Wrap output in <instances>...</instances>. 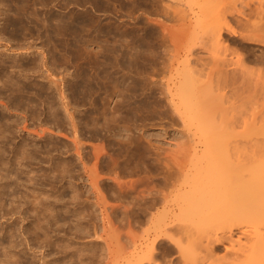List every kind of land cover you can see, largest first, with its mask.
Instances as JSON below:
<instances>
[{"label":"rangeland","instance_id":"374dc122","mask_svg":"<svg viewBox=\"0 0 264 264\" xmlns=\"http://www.w3.org/2000/svg\"><path fill=\"white\" fill-rule=\"evenodd\" d=\"M2 1L3 0H1V2ZM4 1L6 3L7 2L10 3L9 4L10 7L9 6L7 7L8 3L4 4L5 2L4 3L2 2L4 7L1 5L2 3L0 4V10L3 9V11L1 10V13L7 15V17H8L7 19H5L6 21L3 20L2 16H4V15H2L0 13V19H1L0 20V30L3 29V30H1V34L3 33L2 35H4V38H7L8 35H14V36L8 37L9 42H8V40L5 41L3 39H0V49L2 50L3 44H6V43H9L11 45L12 43L16 42L17 46H19L20 42H22V44H20V46H23L24 44L28 43V41H29L31 44L30 53L25 54V56L23 55L21 57H25L26 58V59L24 58L25 60H27L28 58L29 59H35V60H37L38 58H41L42 60L47 61L48 57L50 58V60L52 62L54 60L56 66H53L54 65V62H53V65L51 67H54V68L58 67V69L60 71L59 75L65 74L64 77L66 78V80L64 81L65 86H63V90L67 94H70L73 96L76 95L75 94L76 91H78L77 93H79V96L85 95V97L82 96L83 98L81 97V99H83L86 102L82 101V103H83L82 106L80 105L76 108V111L74 113L75 117L78 115L76 118H80V119L82 118L81 121H84V120L90 118L92 116V114L94 113L93 115L96 117V120H98L97 124H100V125L91 126V127L88 125H82L81 129H80V126L78 125L77 129L78 130L80 129V131H78V132H82V131L86 132V133L84 132V134H82L83 136L78 135V136L83 137L85 139L80 138V137H78V138H80V141L84 143V144H82L83 147H85V145H86L87 148L86 147L85 148L87 149V151L85 150V148L81 149L84 154L81 151H79V158L77 157V159H76V157H75V156H77L76 152L74 153V150L73 149L71 150L72 154H71L70 159H68V161H67V163H68L67 165L69 168L72 166L71 167L72 171L71 170L70 171L72 172V174L73 173L74 174L71 175L70 174L71 172L69 171L70 173H65L68 175L63 174L64 175L63 177L58 176L57 181L54 185V187L55 186L56 187L52 188V186H51V188H52L51 190H54V189L56 190L57 187L59 189H61V190H59L60 191V197L59 198H57L55 200L53 198V196L48 195V193H50V191H49L50 189H48L49 185H47L48 187L45 185V181H43L41 179L42 181L40 180L41 182L40 181L38 182L39 187L41 186V189H44V192L46 191L45 194H47V196L44 195L46 197V199L43 198L44 192L41 193L43 197L40 195L41 196L40 198H41V200L44 201V202L42 201L43 203H46V205L49 204L48 207H52V206H50L51 205L50 200H51V202L54 203V204L52 203V205H55V201L57 202L56 207H58V205H59V208H61L63 206H67V207L70 206V209H73L72 212H71V210H70V212L68 211L69 213L64 212V211H67V209H68L67 207H66V209L64 208L65 210L62 209L63 211L59 209V212L57 215V219H58L59 223L57 222L58 226H56V228H55L56 234L54 232H53V234H51V235H53L52 239L54 238L53 239L54 242L57 238L60 239L59 241L57 239L56 243H55V245L57 246V249H55L53 247L55 245L53 244L54 242L52 240H50L51 243H48V242L46 243L45 241H42L44 244L41 242V240H38V241L35 240V242L34 241L32 243L29 242L30 243L29 245H26L27 243L24 240H21V241H19L20 245L16 246V248H17L16 254H15L16 258L13 256L12 259L13 260L17 259V260L21 261V258H22V261L25 264H27L26 262H28V264H53V263H55V264H74V262H75V264H78V263L79 264H101V262H103L102 264H112V263H115V264L121 263L122 264L124 262V259L127 257L128 253H129L128 251H132L133 250L132 248L134 246L139 247L140 245H142L141 247L144 248L143 245L145 244V242H142L141 237L143 236L145 230L149 227V222L146 218L147 217L146 215L149 212L150 207H148V210H147L146 209L147 206L144 205V203H146L148 205L149 201H147V199L150 196L152 197V195L149 194V193H151L149 191H151V189H152L153 195L155 193L157 195L158 189L161 187L159 189V190H161L163 185H165L163 182L166 178V175L168 176V174L171 173L170 176H175V172H176V174H178V172H177V166L179 164L178 160L180 162V160L182 159L181 163H182V161H184L182 163V165L186 163V161H185L186 159L183 158L184 157L183 152L187 151L189 149V147L191 146V144H190L191 142H188L189 139H188L186 127L180 123V120L178 119L176 114H174L172 109L170 107H168L169 105H167L165 103L166 100H164V96L162 94H159L160 89L158 87H160V86H159V84L156 83V81L159 83L160 81L163 80V78H165L167 76V74H168L167 68H165L166 69L165 70L164 67H167V65L170 66V63H171V66L173 65L174 68L176 67L177 69H179L180 67H182L184 64L183 63L184 58H185L184 55L189 56L190 60H192L193 63L194 62L198 63V67L200 66V63L201 64L203 63L204 66L203 65H201V66L205 67L206 64L204 62H206L207 58L209 60V58H212V57L217 56V55H221L222 57H228V58L230 57L231 59L238 56L240 59L241 58L243 59V61H241V66H243V67L246 66V68L247 67L249 68L247 70L248 71L250 70L249 73L251 72L250 74L253 77V78L251 77L252 79H258L259 78V80H260V75L263 79V77H264V61H261L260 58H261V55L264 56V43H261L259 41L258 42L257 41H254V42L253 41H251V42L247 41L246 42V41L239 40L240 38H237V39L234 38V40H233V35L229 31L233 30V28H235L236 30H240L241 28L238 26H242L243 22L245 23V21L248 23L250 21V20L248 21V19H251V21H250L251 25H253L252 23H254L255 26L253 25L252 27L253 28L255 27V29H256L254 31V33H257L258 35L262 34L263 31L260 30L262 33L258 32L257 30H259V29H257V27H260L263 24V20H264V18H263L264 12L263 11L264 10L262 9L263 11H261V12L258 11L260 13H256L257 12L256 10H260V9L255 8L256 10L253 11V9L251 7L254 8L255 3L257 4L260 2L259 4H261V2H262L263 5L261 4L260 6H262V8H264L263 7L264 6V0H260V1L259 0H235L234 2H236V3H234L233 0H204L203 1L204 5H206L208 3L209 6L206 5L208 7L206 9H204L205 12L202 11V13H201L202 16H200V18L202 19V21H201L202 23L200 25L203 26L204 22L207 23V22L211 21L214 18L213 16L218 15L217 16L218 19H223L222 17H224L223 15L225 14V17L226 16L228 17V18L226 17V19L228 20L229 26H230L229 30H224L222 32V38H221V43H220L221 45H219V46L217 45L216 48H215V46L212 47V48H214V50L212 48H208L207 45H205V47H204V45L202 43H201L202 45L200 44L201 46L199 44L192 45V43H193L192 37L200 36L199 34L202 33V30H203V33L201 34V36H204L206 33L204 31L205 29H202V28L200 29L198 27H196V28L195 27H188L190 25L187 24V23H189L188 21L190 19L192 20V15H190L191 14V8L196 9L199 4L203 5L202 1H200V0H198V1L196 0L197 2H195V5L192 4L194 2V0H190V2H189V0H181V1L180 0L179 1L178 0H82V1L79 0L80 3L78 2V0H75V1L69 0L70 3L69 4L67 3L68 4L67 9L65 8L66 6H64V9H63L62 7L64 4H62V6H61V5L57 4L56 0H51L49 2H47V0H45L46 4L48 3L47 5L45 4L44 0H36V1L33 0V2H32V0H24V1L23 0H13V2H12V0H10L11 2H9V0H7V1L4 0ZM14 1H15V3L17 1L20 2V3H18V6H17V3L15 5L12 4V3H14ZM30 1H31V3H30ZM40 1H42V2H40ZM52 1H55V2L53 3ZM205 1H207V3ZM39 2H40V4L44 3L43 6L44 5L46 6L44 8L45 9L47 8V10H48V11L46 10V15H45L46 17H44L43 14H40L38 17L36 16V14L34 15V12L38 11L37 10L38 7H40L39 9L43 8V6L39 4ZM65 2H67V0ZM239 2L242 3L243 5L242 4L239 5ZM32 3L35 5L34 8L32 6L33 5ZM233 3L236 5L235 7L242 6L243 9L244 8L246 9L249 7L248 10H250V8H251L250 15H249V11L244 9L245 10L244 12H246V13H244L245 18L242 17L243 21H242L241 17H240L241 18L240 20L237 19L239 17L233 11V5H234ZM37 4H39L40 6ZM52 5L54 6V8ZM244 6H247V7H244ZM17 7H21V8H17ZM22 8L24 9V11ZM30 8L32 9V11H29ZM20 9H22V11ZM4 10H7V11L4 13ZM25 10H26V13H25ZM71 10H72V12H71ZM181 10H183V11L181 12ZM13 11L15 13L16 12L17 13L15 14ZM27 11H29V12H27ZM10 12H11V14H10ZM23 12H24V14H23ZM174 12L176 14H174ZM247 13L249 16L247 15V17H246ZM233 14H235V16ZM25 15H27L28 17L27 16L25 17ZM29 15H30V17H29ZM32 15H33V17H32ZM69 15H70V17H69ZM229 15H231V16H229ZM257 15L260 17H258ZM40 16H42V17H40ZM241 16H243V15H241ZM176 17L180 20H178ZM233 17H234V19H233ZM34 18H36V21L38 20L39 23H41V24L43 23L42 25H40L41 27H39L38 22H35L36 24L33 23L35 21ZM47 18L49 20H47ZM246 18H248V19H246ZM58 19H60V20H58ZM252 19H253V21H252ZM41 20H42V22H41ZM214 20L215 19H213V21ZM237 20H239V23H242V24L238 25ZM17 21L20 23H18ZM216 21H217V18H216ZM24 22H26V23H24ZM181 22H184V23L181 24ZM255 22H256V24H255ZM257 22H260V24ZM16 23H18V24H16ZM32 23H33V25H30ZM48 24L49 25H52V24L53 25H59V26L58 27L50 26L49 28L48 27L44 28V26L48 25ZM185 24H187V25H185ZM249 24L247 25V29H250V27H251V26H249ZM18 25L20 27H18ZM25 25H27V26H25ZM256 25H260V26H256ZM4 27H6V28H4ZM12 27H14V28H12ZM27 27H29V29H27ZM19 28L22 30H20ZM30 28H32L33 30H31ZM71 28H72V30H71ZM37 29L39 31H35ZM29 31L31 34L29 33ZM62 33H63V35H62ZM1 38H3V37H1ZM18 38H20V39H18ZM25 39H26V41H25ZM27 39H28V41H27ZM62 41H63V43H62ZM23 42H24V44H23ZM9 44H7L8 47H9ZM42 44H43V46H41ZM69 44H71V45H69ZM33 46H34V48H32ZM191 47H192V49H190ZM217 47H219V48H217ZM40 48H42V49H40ZM188 48H189V50H187ZM209 49H212L211 50L212 52L208 53ZM214 51L216 53H219V54L214 55ZM189 52H191V54ZM42 53H44V55H45L44 58H42ZM48 53L50 55H47ZM51 55L53 56V58ZM258 57H260V58H258ZM167 59L170 61L169 64L167 63L168 62ZM196 59L197 60L199 59L198 60L199 62ZM243 62L245 63V65H243ZM165 63H167V65ZM196 63H194V64H196ZM97 67H98V69H97ZM226 68L229 69V68H231V66H229V67L227 66ZM58 69H56V71H58ZM39 73L41 74V76L39 78L34 77V76H37V74L31 73L33 76L31 75L27 79L28 80L32 79V82H36L37 85H39L40 83L43 84L44 88L48 87L47 86L48 84H46L47 83V79L45 76V75H47L46 71L42 70V72H39ZM53 74L56 75L57 73H53ZM105 74H106V76H105ZM81 76H82V78H81ZM150 76L152 78H150ZM114 78H115V80H114ZM152 79L154 80L156 85L153 84L154 82H152L153 81ZM43 80L44 81L46 80V81L44 82ZM114 83L116 85V88H114ZM263 83H264V81H263ZM77 84H79V85H77ZM263 86H264V84H263ZM87 87H89L91 89H89ZM65 88H68V89H65ZM26 89L28 92L27 91L21 92L19 94L20 96H18V97L14 96L15 93H13V95H11V94L9 95V98L13 96L12 97L13 99L12 98H10V99L18 102L19 108L21 106V108L19 110L17 108L6 109L7 105L6 106L3 105L4 102L0 101V106L2 105V108L0 107V112H1L0 114H2V116H4V118L7 116L5 118L4 124H7L8 120H9V124H7V125L10 126V123H11V126H12V131L10 132L11 134H9V137H8L9 139H7V140H9V143L12 145V142L15 143V140H16V142L17 141H23V142L25 141V143L31 144V147H33L34 145H35L34 147H36L38 145H39L38 147H40L43 145V143H45V145L47 146V142H48L49 143L48 147H51L55 143V145H53L52 148H55V147L57 148V147L61 146V148L64 149V147H63L64 144H65L64 146L72 148L73 145H72L69 137L68 138L63 137L62 131H58L55 129V131L51 133V131L49 132V130H48L49 133L46 131L47 133L44 132V134H42V132L35 125L32 124V120L34 122L38 118H36V117H34L33 119L29 118V113L32 111V112H34L33 115H35V112L36 113L39 112V110H37V109L40 108V100H39L40 98L38 96L36 97L35 95H33L31 93V92H33V93L35 92L34 88L27 86ZM49 90L50 89L48 88L47 91H49ZM81 90L82 91L85 90V92L84 91L82 92ZM87 90H88V92H87ZM107 91H108V93H107ZM25 94H27V95H25ZM53 94H54V96H53ZM56 94H57V92L53 91V93H52V100L53 101H55ZM30 95H33L36 98L33 96H30ZM21 96L24 98L18 99ZM34 98L36 99V101ZM37 98L39 100V103H37L38 102ZM91 98L92 99L94 98V100L91 101L92 100ZM99 99H101L100 102H103L102 100H104L105 103L104 102L100 103ZM120 99H121V102H120ZM123 99H124V101H122ZM20 100H22V101L20 102ZM28 100H31V102L30 101L28 102ZM117 100H119L120 104H122L123 102L125 103L126 100L128 102H126L125 104H122L123 107H122L121 111H119L120 113L118 112L114 115H111L109 110H108V107L109 106L112 107L115 104V101H117ZM95 102H96V104H94ZM24 103L26 104V106L30 105L29 108H27L28 106L25 107ZM30 103H35L36 105L32 104L33 107H31ZM6 104H8V103H6ZM21 104H24L23 107ZM37 104H39V105L37 106ZM99 104H101L100 106H102V107H100ZM107 105H108V107H107ZM104 106H106L107 110L103 109ZM34 107L35 108L38 107V108L35 109ZM88 107L90 108V111H88L89 110ZM3 109H6V110L4 111ZM95 109L97 111L99 110L101 113L102 112L104 113V114L103 113L101 114L102 117L99 115L100 113L97 112ZM10 110L11 111L16 110V112L15 111L11 112ZM28 110H29V112H28ZM79 111H81V112H79ZM21 112L23 115L21 114ZM25 112L27 114H25ZM83 112L85 114H83ZM11 113H12V115H11ZM88 113H90V114H88ZM96 113H99V114L97 115ZM108 115H109V117H108ZM59 116H60L61 120L65 119L64 120L65 123L64 122L63 123L66 126H68V120L66 118V115H65V118H63L64 114L61 111V109L59 111ZM83 116H85V117H83ZM94 116H92V117H94ZM10 118H11V120H10ZM12 118H14V119H12ZM24 118L26 119L25 120L26 122L23 120ZM15 119H17L18 122H17V120L15 121ZM12 120H13V123H12ZM6 121H7V123H6ZM21 121L23 122V124ZM105 121H106V123H105ZM110 121H111V123H110ZM112 122H113V125L115 123L114 126L112 125ZM116 123L118 126L116 125ZM12 124H14V126ZM19 124H21V125H19ZM22 125H24V126L22 127ZM26 126H27V128H26ZM14 127H17V128H15V130H14L13 129ZM20 127H22V128H20ZM124 127H126V128H124ZM89 128H92V129L95 128V130L93 131L95 134L94 138H91L89 136V133H91V131H92V130L89 131ZM101 128H104V130L102 129V131H101ZM127 128H129L130 131ZM16 129H17V132H16ZM33 129L38 130V131H34ZM113 129L114 130L117 129V130L114 131ZM18 130H19V132H18ZM26 130H28L29 132H27ZM39 132H41V135ZM17 134H19V135L23 134L24 137H26V138L24 139L23 135L19 136ZM46 134H49V135L51 134L52 135L51 138L44 137ZM87 134H88V136H87ZM114 134H115V136H114ZM101 135H103V137H101ZM127 135L129 137V139H128ZM15 136H17V137L15 138ZM42 136H43V139L41 138ZM86 136H87V138H86ZM96 136H97V138H96ZM12 137L15 139H12ZM18 138H20V139H18ZM38 138H41L42 141H41V139H38ZM51 139L53 142H51ZM123 139H124V141H123ZM125 139H128L127 141L130 140L131 143L129 141V143L127 142L128 143L127 144L125 142L126 141ZM49 140H50L51 144L53 143L52 145L50 144ZM119 141H120V143H119ZM122 142H123L124 146L122 145ZM6 143H8V141ZM33 143H34V145H33ZM5 144H4V147H7L6 146L7 144L6 145ZM92 144H94V145H92ZM125 144H127V145H125ZM239 145L242 146L243 148L247 149L249 152L253 151V149H254V151H255V149L257 150V147H260V146L263 147L261 145V141H260V143L258 141H253V142L248 141L247 144H246V142H242ZM89 146H91V147H89ZM92 146H94V147H92ZM130 146H131V148H130ZM61 148L60 147L58 148L59 153L56 152L57 150H54L55 152L52 150V152L55 153V154L53 153L54 157L57 155H58L57 158L64 157V156L68 157L69 154L64 153L63 150L61 151ZM93 148L94 149L96 148L97 150L96 151L94 150L95 151L94 152V151H92ZM260 148H258V149L260 150ZM121 149H122V151H121ZM254 151L252 153H254ZM90 152L94 153V154H91ZM96 152H98V154ZM103 152H104V154H103ZM69 153H70V151H69ZM87 153H88V155H86ZM3 155H5V152H3ZM94 155L98 156L96 158V160H95ZM128 155L130 157H128ZM172 155H174L173 158H172ZM80 156H81V158H80ZM124 156H126V158ZM36 157L38 160L37 159H35V160L38 161L39 163L36 162L35 165L38 166V164L41 163L40 164L41 167H40V165L37 167V170H39L38 171L39 173L36 172L37 175H39L40 172H41V174L47 173L49 170V168H47V167H49V163H47L45 161L42 162V160H40L41 158L39 156H36ZM83 157L85 158V160ZM87 157H90V158L88 159ZM166 157L169 159H167ZM107 158H108V161H107ZM71 159H73V160L70 162ZM112 159L115 160V165H114V160H112ZM93 161H94V166H93ZM96 161H97V163H96ZM112 161H113V164L111 165ZM116 162H117V164H120V166L117 165ZM175 162H177L178 164ZM42 163H44L45 165ZM69 163H71V164H69ZM82 163H83V166L85 168L87 167L86 169L88 172H89V169L91 170V172L95 171V174H93L94 172L92 173V177L95 179L94 184L89 185L90 181L87 177L88 172L84 171V169H82V165H81ZM173 164L175 166L177 164L176 170L174 169L175 166ZM101 165H103V166H101ZM141 165L143 168L141 167ZM168 166H171V168ZM88 167H91L93 169L88 168ZM167 167H168V169L170 168V170H167ZM42 168L45 171H43ZM40 170H42V171H40ZM167 171H169L170 173L169 172H168V174L165 173ZM171 171H173V172L175 171L174 175H172L173 173ZM112 172H113V175H112ZM181 173L182 172H180L179 174H181ZM93 175H96L97 179ZM162 175H163V178L165 177L164 180L161 177ZM69 176H72V178L71 177L69 178ZM41 177H43V175H41ZM64 178H65V180H64ZM160 180H162V181H160ZM42 182H44V183H42ZM96 182H99V183L96 184ZM68 183L69 184L72 183L71 186ZM107 183H109L110 185ZM115 183H116V185H115ZM123 183H126V184L124 185ZM58 184L63 185L62 188L59 187ZM42 185H45V186H43V188H42ZM93 185H95V186L99 185V186L98 187L96 186L97 187L96 188L95 186L93 187ZM111 186H113V187H111ZM126 186H128V187L130 186V187L126 188ZM65 187L68 189H66ZM164 187H163L162 191L164 190ZM45 188L49 192H47V190ZM123 188H124L125 194L122 193ZM156 188H158V189H156ZM71 189L75 192H73ZM154 189L156 190V192ZM168 190H169L168 188H165V190L163 192H168ZM61 191H64V192H61ZM107 191H108V193H107ZM125 191L126 192L128 191V193H126ZM69 192H70V194H68L69 195V197H68L67 193H69ZM118 193H120L119 195L122 194V196H119ZM128 194H129V197H128ZM135 194H136V198H135ZM61 195H62V197H61ZM76 195L77 196L79 195V196L77 197ZM117 195L119 197H117ZM133 195H134V198H132ZM142 195H144V196L142 197ZM48 196H49V198H48ZM125 196H126V198L128 197L129 200H128V198L126 199ZM137 196L138 197L141 196V197L138 198ZM64 197L66 199H64ZM75 197H76V199H74ZM50 198H53V199H50ZM97 198L103 199L104 201H106V203L101 201L104 204L103 205H102V203L99 204L100 199L97 200ZM131 198L135 201L136 205L133 202V200H131ZM137 199L139 201H141L140 203H142L144 201L142 199H145L146 202L144 201L141 205L137 201ZM52 200H54V201H52ZM63 200H64V202H63ZM68 200H69V202H68ZM74 201H77V202L79 201V203L81 202V204L79 205L77 202H74ZM116 201H117V203H116ZM131 201L134 203V205H132L133 203ZM93 202H94V204H93ZM128 202H129V204H128ZM62 203H65L66 205L62 204ZM72 203H74V204H72ZM95 203H97L99 205H97V204L95 205ZM118 203H119V205H118ZM121 203H122V205H121ZM111 204H114V206L116 204L118 205V207H115L116 211L119 212V213L116 212V215L123 213V211H128L129 214H133V216H135L134 219L131 220L130 219L131 217L129 218L130 220L124 219L125 222H124V220H122L124 222V224L122 221L120 222V220H117L118 221L117 222L112 217V214L111 215L109 214V208L106 209L107 207H110ZM157 204H156L155 208L153 207V210H152V208H150V211L151 210L153 212L158 211L160 209L161 203L158 202ZM60 205H62V206H60ZM73 205L76 208H74ZM141 206L145 208L144 211L142 210L143 208ZM82 207H84L85 210H83ZM104 207L107 211L104 210ZM39 210H40V208L38 209V211ZM100 210H104V212H106V213L108 212V214L110 215V218L108 216L107 217L111 221L113 219V222H111L112 224L109 223L108 218H104L105 220H99L101 217L99 215ZM131 210H132V213L130 212ZM42 211L44 212V210H42ZM76 211H77V214H76ZM78 211L81 212L82 215ZM85 211H87V212H85ZM62 212H64V213H62ZM73 212H74L73 216L77 215V217H81V216L82 217L77 218L75 216L76 219H74V217L71 215ZM96 212H98V213H96ZM65 213H66L67 217H66V215H64ZM59 214L61 215V217ZM79 214H80V216H78ZM84 214L87 216H85ZM89 214H91V215H89ZM136 214H137V216H136ZM139 214H140V216H139ZM70 215L72 218L70 217ZM98 216H99V218H98ZM111 217H112V219H111ZM61 219H62V221H61ZM72 220H73V222H75V224L73 222H71ZM64 221H65V223H64ZM76 221H77V224H76ZM102 221H103V223H102ZM61 222H62V224H61ZM91 222L92 223L94 222V224H92ZM107 222H108V224H107ZM129 222L134 225V226H132L131 230L134 231L133 234H135V233L136 234L133 235L131 233V231L128 232L131 234L132 238L134 239V242H133V239H131V238L128 239L129 237L125 235V234H127L126 230L127 229L129 230V228L131 227V226L129 227V225H128V224H130ZM42 223H43V221L41 222V224ZM78 223H79V225H78ZM125 223L128 225L129 228H127V225ZM27 224H29V222L28 223L26 221L22 222V225H24L23 227H25V228H26ZM69 224L71 225V227L73 229L70 227ZM72 225L73 226L75 225V227L76 226L77 227L74 228ZM81 226H82V228H81ZM30 227H32V223H30L27 226V228H30ZM46 227H48V226H46ZM70 228H71V230H70ZM101 228H103L104 230ZM49 229L50 228L48 227L46 230L49 231ZM84 229L86 230L87 233L85 232ZM112 229H113V231H112ZM101 231H103V232H101ZM93 232H95V233L97 232L96 235H93L94 234ZM104 232H105V235L103 234ZM49 233H52V232L50 231ZM107 233H109L110 235L108 236ZM88 234H89V236H87ZM27 235H30V234H27ZM27 235H26V237H27ZM127 235H129V234H127ZM137 235L139 238L137 237ZM96 236L97 237L99 236V237L97 238ZM133 236H135V237H133ZM174 236H178V235H174ZM174 236H173V238L176 239ZM234 236H236V234ZM28 237L30 239L32 236L30 235ZM72 237L74 238V240ZM75 237H76V241H75ZM125 237H128V238L125 239ZM179 237H180V235H179ZM103 238H105V239H103ZM164 238L161 239V242H160V244H162V245H160L159 243L157 244V246L159 248L155 245V248L156 247L157 248L154 249L155 255L153 258L156 259V262H157L156 264H198V262L200 263L202 260L203 261L205 260L204 259V252H198L199 254L195 253L196 251L192 250L193 246L189 242L191 240H189V241L186 240V237L184 239L181 237V240L178 241L177 245L175 244L176 242L174 243L171 241V238H168V237H164ZM173 238H172V240H173ZM62 239H64V240H62ZM66 239H68V242H66ZM108 239H109L110 243L112 242L111 244L108 242ZM127 239L129 240V242L132 241L133 244L136 242L134 244V246H133L132 242L126 243ZM31 240H32V238H31ZM106 240L108 242V244H107L108 247H110V248L112 247L113 250H115L116 248L117 249H116V251L113 252L111 249L109 251L107 248H105L106 249L105 254H107L108 260L106 258V261H105V258H104V260L102 261L101 257L100 258L97 257L98 256L97 254L104 253V252H102L101 248L104 247L103 243ZM23 241H24V243H23ZM60 241L61 242L64 241L63 242L64 244L62 245V247L64 248V246L66 245V248H67V250H69V252H67V250H65V248L63 250V248L59 247L62 244ZM173 241H175V240H173ZM87 242L92 244V245L90 246L89 244H86L87 245V247H86V245L84 243H87ZM41 243H42L44 249L41 248L42 247ZM16 244H17V242H16ZM30 245L33 247L31 248ZM123 245L126 247H124V248L121 247ZM193 245H194V243H193ZM37 246H39L40 248ZM69 246L72 247L73 252L76 251L77 253L76 252H75L76 254H74L73 252L71 253V249ZM129 246H131V247H129ZM191 246H192V248H191ZM21 247H22V250L24 252L20 250ZM27 247H28V249L29 248L30 249L28 250ZM178 247H180V248H178ZM35 248L39 249V251ZM73 248H75V249H73ZM76 248H79L78 251L76 250ZM122 248L125 250H123ZM32 249L35 250L34 251L35 256H34ZM90 249H93L94 252H93V250H91L92 253H90V251H89ZM177 249H180V251H176ZM223 249H224L223 246L219 245V247L215 249V252L214 251L213 252L216 253L217 255H221L223 252ZM95 250L96 251L98 250V251L96 252ZM117 250H119L118 253H117ZM191 250L193 251V253H191L192 252ZM58 251H60V252H58ZM20 252H22V253H20ZM23 253H26V254H23ZM78 253L80 254V256ZM94 253H95V255H94ZM109 253L113 254L115 257L119 256V259H118V257H116L113 260L112 259L113 255L111 256ZM21 254L24 256H21ZM27 254H28V256L26 257L25 255H27ZM122 254L123 255L125 254V255L123 256ZM139 254H140V252H139ZM75 255H77L78 257ZM86 255H87V257H86ZM91 255H92V257H90ZM196 255H198V256H196ZM38 256H40L41 258ZM68 256H70V257L68 258ZM108 256H110V257H108ZM156 256H158V257H156ZM25 257L28 258L29 260L27 261ZM71 257L74 258V262L73 261L69 262L70 260H73ZM121 257L124 259H122ZM23 258H25V259H23ZM80 258L83 260H81ZM94 258L95 259L97 258V259L94 260ZM109 258H110V260H109ZM67 259H69V261ZM111 259H112V262H111ZM193 259H195V261ZM25 260H26V262H25ZM151 260H153V259H151ZM30 261H31V263H30ZM62 261L63 262L65 261V262L63 263ZM79 261H81L82 263ZM42 262H44V263H42ZM149 263L151 264V263H153V261L152 262L149 261ZM145 264H147V263H145Z\"/></svg>","mask_w":264,"mask_h":264},{"label":"bare ground","instance_id":"6f19581e","mask_svg":"<svg viewBox=\"0 0 264 264\" xmlns=\"http://www.w3.org/2000/svg\"><path fill=\"white\" fill-rule=\"evenodd\" d=\"M49 1H51V0H47V2H49ZM56 1H57V4H59L61 6H62V4H64L63 7H62L63 9H64V6H66L65 8L67 9V5L70 3L69 0H67V2H65L66 0H56ZM197 1L194 0V2L192 4L195 5V2H197ZM200 1H202L203 5L198 3L199 5H198V7L196 9L191 8V14L188 12L190 15H192V20L191 19H190L191 21L187 20L189 22L187 24L190 25L188 27H195V28L198 27L200 29L201 28L205 29L204 31L206 33H205L204 36H201V34L203 33V30H202V33L199 34L201 37L200 36L192 37L193 38L192 45H197V44L200 45L202 43L204 45V47H205V45H207L208 48H212L214 46L216 48L217 45L218 46L221 45L220 43H221V38H222V32L224 30H229V28H230L229 22L226 19L227 16L225 17V14H224L223 15L224 17H222L223 19H218V17H217L218 15L217 16H213L214 17L213 19H215L214 21L212 19L211 21H209L210 23L209 22H207V23L204 22L203 26L200 25L202 23L201 22L202 19L200 18V16H202L201 13H202V11H204V9H206L209 6L207 1H205V2L207 3L206 5H208V6L204 5V2H203L204 0H200ZM234 1L235 0H233V2ZM2 2L4 3L5 1L3 0ZM2 2L0 0V4ZM9 2H11V1L9 0ZM12 2H13V0H12ZM32 2H33V0H32ZM40 2H42V1H40ZM40 2H39V4H40ZM44 2H45V0H44ZM52 2L54 3L55 1H52ZM78 2L80 3L79 0H78ZM189 2H190V0H189ZM3 3L1 5L4 7ZM7 3L5 2L4 4H7ZM16 3H17V6H18V3H20V2L17 1ZM16 3L14 1V3H12V4L15 5ZM30 3H31V1H30ZM234 3H236V2H234ZM259 3H257L258 5L255 3L254 8L251 7L253 9V11L256 10L255 8H259L260 9V10H256L257 11V12L255 11L256 13H260L261 11L264 10V8H262V6H260L262 4V2H261V4H259ZM9 4L10 3H8L7 7L9 6ZM39 4H37V5H39ZM43 4L44 3H42L40 5L43 6ZM45 4H46V2H45ZM240 4H242V3L239 2V5ZM32 6L34 8L35 5L33 4ZM235 6L236 5L234 4L233 5V11L239 17L237 19L240 20L242 17L245 18V14L244 13H246V12H244V11L248 10L249 7L246 8V9L244 8L245 9L244 10L242 6H239V7H235ZM44 7H46V6L44 5L42 9H39L40 7H38L37 8L38 11L34 12V15L36 14V16L38 17L40 14H43V16L46 17L45 15H46L47 8L45 9ZM244 7H247V6H244ZM17 8H21V7H17ZM53 8H54V6H53ZM251 8H250V10H248L249 11V15H250ZM22 9H20V10L22 11ZM1 10L3 11V9H1ZM1 10H0V13H1ZM6 11L7 10H4V13ZM23 11H24V9H23ZM29 11H32V9L30 8ZM29 11H27V12H29ZM182 11L183 10H181V12ZM258 11H260V12H258ZM71 12H72V10H71ZM25 13H26V10H25ZM1 14L4 15V16H2L3 20L8 18L7 15H5L3 13H1ZM10 14H11V12H10ZM23 14H24V12H23ZM174 14H176V13L174 12ZM235 14H233V15L235 16ZM70 15H69V17H70ZM231 15H229V16H231ZM241 15H243V16H241ZM247 15H248V13L246 14V17H247ZM26 16L27 15H25V17ZM29 17H30V15H29ZM32 17H33V15H32ZM40 17H42V16H40ZM258 17H260V16H258ZM216 18H217V21H216ZM243 18H242V21H243ZM248 18H246V19H248ZM263 18H264V16H263ZM233 19H234V17H233ZM34 20H33L34 21L33 23L38 22V20L36 21V18H34ZM47 20H49V19L47 18ZM58 20H60V19H58ZM178 20H180V19H178ZM239 20H237L238 25L242 24V23H239ZM249 20L251 21V19H248V21ZM250 21L248 23L245 21V23L243 22L242 26H238V27L241 28V29L239 28L240 30H236L235 28H233V30L229 31L233 35V40H234V38H236V39L240 38L239 40L246 41V42L247 41L248 42H251V41H253V42L257 41L258 42L259 41L261 43H264V20H263V24L261 26L260 25H256V26H260V27H257V29H259V30H257L258 32L263 31V33L261 32L262 34H260V35H258L257 33H254V31L256 29H255V27L254 28L252 27L254 25V23H252L253 25H251ZM252 21H253V19H252ZM41 22H42V20H41ZM18 23H20V22H18ZM18 23H16V24H18ZM24 23H26V22H24ZM33 23L30 24V25H33ZM182 23H184V22H181V24ZM257 23L260 24V22H257ZM42 24L39 23V27H41L40 25H42ZM187 24H185V25H187ZM248 24H249V26H251L250 29H247V25ZM255 24H256V22H255ZM25 26H27V25H25ZM50 26L58 27L59 25H53V24L49 25L48 24V25H45L44 28H47V27L49 28ZM18 27H20V26L18 25ZM4 28H6V27H4ZM12 28H14V27H12ZM27 29H29V27H27ZM30 29L33 30L32 28H30ZM38 29L35 30V31H39ZM1 30H3V29H1ZM1 30H0V39H3V40L6 41V40H8V37L14 36V35H8L7 38H4V35H2L3 33L1 34ZM20 30H22V29H20ZM71 30H72V28H71ZM29 33H30V31H29ZM62 35H63V33H62ZM1 37H3V38H1ZM18 39H20V38H18ZM25 41H26V39H25ZM27 41H28V39H27ZM8 42H9V40H8ZM62 43H63V41H62ZM7 44H9V43L3 44V48L1 47L2 50L0 49V101L4 102L3 105H5V106L7 105L6 109H9V108L10 109H12V108L15 109V108H17L19 110L21 108V106L19 108L18 102H16L15 100H12L13 96L10 97V98H12V99H10L9 95L10 94L13 95V93H15L14 96L18 97V96H20L19 94L21 92L27 91V89H26L27 86H30V87L34 88L35 92L34 93L31 92V93L33 95H35L36 97L38 96L40 98L39 99L40 100V108L37 109V110H39V112H37V113L35 112V115H33L34 112H32V111L29 113V118H31V119H33L34 117L38 118L37 119L38 121L36 120V121L33 122V120H32V124L35 125L42 132V134H44V132L47 133L48 130H49V132L51 131V133L54 132L55 129L58 130V131H62L63 137H67V138L69 137V139H70V141H71V143L73 145V147L71 148V147L64 146L65 145L64 144L63 145L64 149L61 148V146H59L61 148V151L63 150L64 153H68L69 154L68 157L64 156V157H59V158H57V156H58L57 154H56L57 156L54 157V154H55L54 150H57L56 152H58L59 151V149H58L59 147L52 148L53 145H55V143L54 144L52 143L53 145L51 144V142H53L52 139H51V142L49 140L50 144L52 145L51 147H48L49 143L47 142V146L45 145V143H43V145L41 144L42 146H40V147H38L39 145L36 146L38 149L36 147H34L35 146L34 143H33L34 146L32 145L34 147L33 148V147H31V144L25 143V141L24 142L23 141H17L16 142V140H15V143L12 142V145H11L9 143V140H7V139H9L8 138L9 134H11L10 132L12 131L11 123H10V126H8L7 125V124H9V120H8V123L6 121L7 124H4L5 123V118L7 116L4 118V116H2V114H0V264H25L22 261V258H21V261H19L17 259L16 260L12 259L13 256L15 257V254H16V251H17L16 250L17 249L16 246L20 245L19 241L24 240L27 243L26 245H29L33 241L35 242V240H37V241L41 240V242L45 241L46 243L47 242L51 243L50 240L53 241V239H54V238L52 239L53 235H51V234H53V232L54 233L56 232L55 228H56V226H58L57 222L59 223V221L57 219V215H58L59 209L62 210L64 208L66 209V207H67V206H63V207L59 208V205H58V207H56V203L57 202L55 201V205H52L53 202H51V200H50V204H51L50 206H52V207H48L49 204L46 205V203H43L44 201L41 200L40 197L42 196L41 193L44 192V189H41V186L39 187L38 182L41 179L43 181H45V185L46 186L49 185L48 189H50L49 190L50 193H48V195L49 196H53V198L55 200L57 198H59L60 197V191L59 190H61V189H59L58 187L56 188V190L55 189L51 190V189L54 187L58 176L59 177H63L64 176L63 174L70 173L72 171L71 170L72 166L69 168L68 165H67L68 164L67 161H68V159H70L71 154H72L71 150L73 149L74 153L76 152L77 156H75V157L77 159V157L79 158V151L82 152L81 149H84L86 147V145H85V147H83L82 144H84V143L80 141V138H83V137L78 136V135L84 134L85 131L84 132L83 131L82 132H78V131H80V129L82 128V125H88V126L91 127V126H96V125H100V124H97L98 120H96V117L93 115L94 113L92 114V116H94V117H92L90 115L91 117L86 119V120H84V121H81L82 118L81 119L80 118H76L78 116L77 114H76L77 116L75 117L74 113L76 111V108L78 106H80V105L82 106V104H83L82 101L83 102H86V101L81 99V97L83 95L79 96V93H77L78 91H76V93H75L76 95L73 96V95L67 94L63 90V86H65L64 81L66 80V78L64 77L65 74L59 75L60 71H59L58 67H56V68L51 67L53 65V62H54V60L52 59L53 58L52 55H51L52 56L51 59L53 60V62L50 60L49 57H48L47 61L42 60L41 58H38V59L36 58L37 60L28 58L27 60H25L26 58L25 57H21V56H23V55L25 56V54H29L30 53L31 44H30L29 41L26 44H24V42H23V44H24L23 46H20V44H22V42H20L19 46H17L16 42L12 43L11 45L9 44V47H8ZM69 45H71V44H69ZM41 46H43V44ZM32 48H34V46ZM217 48H219V47H217ZM40 49H42V48H40ZM190 49H192V47ZM212 49L214 50V48H212ZM212 49H209L208 53L212 52L211 51ZM187 50H189V48ZM215 51H214V55L219 54V53H216ZM189 53L191 54V52H189ZM47 55H50V54L48 53ZM184 56H185L184 62H183L184 64H183V66L181 65L182 67H180L179 69H177L176 67L174 68L173 65L171 66V63H170V66L167 65V63L169 64V62H170L167 59L168 62L165 63L167 65V67H164V69L167 68L168 74H167L166 77L164 76L165 78H163L162 81H160L159 83L156 81V83L159 84V86H160V87H158L160 89V91H159L160 93L159 94H162L164 96V100H166L165 103L167 105H169L168 107H170L172 109V111L174 112V114H176V116L180 120V123L183 126L186 127L187 134H188V139H189L188 142H191L190 143L191 146L187 143L190 146L189 149L187 148L188 150L183 152L184 153V157L183 158L186 159L185 160L186 163L182 165V163L184 162V161H182V163H181L182 159L180 160V162L178 160L179 164L177 162H175V163L178 164V166L176 164L178 174H176V172L174 171L175 172V176H170L171 173L169 171L165 172L167 174H168V172L170 173V174H168V176L165 174L166 175V178L164 177L165 180L163 178V175L161 176L162 179L164 180L163 183L165 184V185H163V187L165 186L164 190H165V188H168L169 189L168 192H163L164 191V190L162 191L163 187H162L161 190H159L161 187L159 189L156 188V189H158V191H157V195L155 193L154 194L155 196H154L153 193H152L153 191L150 188L151 191H149V192H151V193H149V194H151L152 197L150 196L147 199V201H149L148 205L146 203H144V205L147 206L146 209L148 210V207H150L153 210V207L155 208V206H156V204L158 202L161 203V204H160V209L158 211H156V212L155 211L153 212L152 210L150 211V208H149V212L146 210L148 212L147 215H146L147 216L146 218H147V220L149 222V227L145 230L143 236L141 237L142 242H145V244L143 245L144 248L141 247L142 245H140L139 247L134 246V244L136 242L133 244L134 239L132 238L131 234L128 233L129 231H131L132 234L134 233V231L131 230L132 226H134V225L129 222L131 224V225L128 224L129 227L131 226L129 228L128 225L125 223L127 225V228H129V230L128 229L126 230V233L129 234V235L125 234L129 238L125 237V239L126 238L133 239V242L131 240L130 241L132 242L134 247L132 248L133 249L132 251H128L129 253L127 252L128 255H127V257L125 259L121 257L122 259H124V262L122 264H145V263L148 264L149 261H151V262L153 261V263H151V264H156L157 263L156 259L153 258L154 255H155L154 254V251H155L154 249H156L158 247L157 244L158 243L160 244L161 239H163L164 237L171 238V241L174 242V243L176 242L175 243L176 245H177L178 241L181 240V237L183 239L186 237V240H188V241L191 240L189 242L193 246L192 250L196 251L195 253L199 254L198 252H204V259L205 260L204 261L202 260L200 263L198 262V264H264V90H263L264 89V86H263L264 77L262 79L261 75L259 74L260 75V80H259V78L258 79H252L253 77L250 74L251 72L249 73L250 70L249 71L247 70L249 68L248 67L246 68V66H244V67L241 66V61H243V59L242 58L240 59L238 56L232 58L233 60L230 57L229 58L228 57H222L221 55H217V56H214L212 58H209V60L207 58L206 62H204L206 64L205 67L201 66V65H203V63L202 64L200 63V66L198 67V63L194 62V63L197 64L196 65V64L193 63L192 60H190L189 56H186V55H184ZM44 57H45V55H44V53H42V58H44ZM258 58H260V57H258ZM260 60L264 61V56L261 55ZM243 65H245L244 62H243ZM53 66H56L55 62H54ZM227 66L228 67L231 66V68L227 69L226 68ZM98 67H97V69H98ZM56 69H58V71H56ZM42 70H45L46 74H47L45 76H46V79H47V83L46 84H48L47 85L48 87H45V88L43 87V84L40 83L41 84L40 85L38 83L39 85H37L36 82H32V79H29V80L27 79L34 73L37 74V76H34V77L39 78L41 76V74L39 72H42ZM53 73H57V74L55 75ZM105 76H106V74H105ZM81 78H82V76H81ZM150 78H152V77L150 76ZM114 80H115V78H114ZM152 82H154V80ZM156 83L154 82L153 84L156 85ZM79 84H77V85H79ZM48 88L50 89L49 91H47ZM87 88H89V87H87ZM114 88H116L115 83H114ZM65 89H68V88H65ZM89 89H91V88H89ZM88 90H87V92H88ZM53 91L57 92V94L55 96V101L52 100ZM83 91L85 92V90H83ZM107 93H108V91H107ZM54 94H53V96H54ZM25 95H27V94H25ZM33 95H30V96H33ZM35 96H33V97H35ZM21 97L18 98V99H23L24 98V97H22V98ZM83 97H85V95ZM121 99H120V102H121ZM37 100H38V98H37ZM39 100H38L37 103H39ZM93 100H94V98L91 101H93ZM100 100L101 99H99V102H100ZM21 101L22 100H20V102ZM29 101L31 102V100H28V102ZM35 101H36V99H35ZM102 101L104 102V100H102ZM122 101H124V99ZM103 102H100V103H103ZM120 102H119V100L115 101V104L114 105L112 104L113 105L112 107H110V106L108 107V105H107L108 110H109L111 115H114V114L118 113L119 111H121V109L123 107L122 104H125L128 101L126 100V102L125 103L123 102L122 104H120ZM6 103H8V104H6ZM24 104H21L22 107H23ZM30 104H31V107H33V105L35 103H30ZM94 104H96V102ZM38 105L39 104H37V106ZM100 105L101 104H99V106ZM24 106L25 107L28 106L27 108H29L30 105L26 106V104H25ZM0 107L2 108V105ZM100 107H102V106H100ZM36 108H38V107H36ZM6 109H3V110L5 111ZM60 109H61V111L64 114L63 118H65V115H66V118L68 120V126H66L64 124L65 123L64 122L65 119H63V120L60 119V116H59ZM103 109H106V106H104ZM14 111L16 112V110H14ZM88 111H90V108H89ZM28 112H29V110H28ZM79 112H81V111H79ZM97 112H99L100 114L99 113H96V114L97 115L99 114L100 116L103 113V112L101 113L99 110ZM21 114H22V112H21ZM25 114H27V113L25 112ZM83 114H85V113L83 112ZM88 114H90V113H88ZM11 115H12V113H11ZM109 115H108V117H109ZM83 117H85V116H83ZM25 118L23 119L24 121L26 120ZM12 119H14V118H12ZM10 120H11V118H10ZM16 120L17 119H15V121ZM17 122H18V120H17ZM12 123H13V120H12ZM105 123H106V121H105ZM110 123H111V121H110ZM14 124H12V125L14 126ZM22 124H23V122H22ZM19 125H21V124H19ZM78 125L80 126L79 130L77 129ZM112 125H113V122H112ZM114 125H115V123H114ZM116 125H117V123H116ZM23 126L24 125H22V127ZM27 126H26V128H27ZM22 127H20V128H22ZM15 128H17V127H14L13 129L15 130ZM124 128H126V127H124ZM102 129L104 130V128H101V131H102ZM127 129L129 130V128H127ZM28 130H26V131L29 132ZM33 130L34 131H38V130H35V129H33ZM90 130H92V131H91V133H89V136L91 138H94L95 134H94L93 131L95 130V128L94 129L89 128V131ZM116 130H114V131H116ZM16 132H17V129H16ZM18 132H19V130H18ZM41 132H39L40 135H41ZM17 135H19V134H17ZM22 135L20 134L19 136H22ZM128 135H127V137H128ZM51 136H52L51 134L50 135L46 134L44 137L51 138ZM87 136H88V134H87ZM87 136H86V138H87ZM114 136H115V134H114ZM16 137L17 136H15V138ZM23 137H24V135H23ZM78 137H80V138H78ZM101 137H103V135H101ZM15 138L12 137V139H15ZM25 138L26 137H24V139ZM41 138L43 139V136ZM41 138H38V139H41ZM96 138H97V136H96ZM18 139H20V138H18ZM42 139H41V141H42ZM83 139H85V138H83ZM128 139H129V137H128ZM128 139H125L126 143L127 142L129 143L130 140L127 141ZM7 141H8V143H6ZM123 141H124V139H123ZM248 141L249 142L258 141L259 143L261 141V145L263 147H261V146H260L261 148L257 147V150L255 149L256 152L253 149L254 153H252L253 151L250 150L251 152H249L247 149H245V148H243L242 146L239 145L242 142H246V144H247ZM119 143H120V141H119ZM130 143H131V141H130ZM4 144L7 147H4ZM127 144H125V145H127ZM92 145H94V144H92ZM122 145H123V142H122ZM89 147H91V146H89ZM92 147H94V146H92ZM86 148H85V150L87 151ZM130 148H131V146H130ZM258 148H260V150ZM52 150L54 152H52ZM94 150L96 151L97 149L93 148L92 151H94ZM69 151H70V153H69ZM121 151H122V149H121ZM3 152H5V155H3ZM96 153L98 154V152H96ZM91 154H94V153H91ZM103 154H104V152H103ZM86 155H88V153ZM95 155H94V157H95V160H96V158L98 156H95ZM36 156H39L41 158L40 160H42V162L45 161V162L49 163V167H47V168H49L50 171L48 170V172L45 173V174H41V172H40V174L37 175L36 172L39 171V170H37V167L41 163L38 164V166L35 165V163L38 162V161L35 160V159H37ZM173 156L174 155H172V158H173ZM124 157L126 158V156H124ZM128 157H130V156L128 155ZM80 158H81V156H80ZM87 158L89 159L90 157H87ZM167 159H169V158H167ZM72 160L73 159H71L70 162ZM84 160H85V158H84ZM112 160H114V159H112ZM94 161H93V166H94ZM107 161H108V158H107ZM96 163H97V161H96ZM42 164H44V163H42ZM69 164H71V163H69ZM112 164H113V161H112L111 165ZM116 164H117V162H116ZM81 165H82V169H84V171H87V169H86L87 167L85 168L83 166V163ZM114 165H115V160H114ZM117 165L120 166V164H117ZM101 166H103V165H101ZM176 166L174 168L175 170H176ZM40 167H41V165H40ZM141 167H142V165H141ZM168 167L171 168V166H168ZM168 167H167V170H170V168L168 169ZM88 168H91V167H88ZM91 169H93V168H91ZM40 171H42V170H40ZM43 171H45V170L43 169ZM171 172L173 173L172 175H174V172L173 171H171ZM180 172H182V173L179 174ZM92 173L95 174V171L91 172V170L89 169V172H88V175H87V177H88V179L90 181V182L88 181L89 185L95 183V179L92 177ZM70 174L73 175L74 173L72 174V172H71ZM41 175H43V177H41ZM65 175H68V174H65ZM112 175H113V172H112ZM93 176L96 177V179H97L96 175H93ZM70 177L72 178V176H69V178ZM64 180H65V178H64ZM160 181H162V180H160ZM42 183H44V182H42ZM98 183L99 182H96V184H98ZM116 183H115V185H116ZM71 184H69V185L71 186ZM107 184H109V183H107ZM123 184L125 185L126 183H123ZM45 185H42V188ZM51 186H52V188H51ZM62 186L63 185H59V187H61V188H62ZM94 186L95 185H93V187ZM96 186L98 187L99 185H96ZM111 187H113V186H111ZM127 187L128 186H126V188ZM66 189H68V188H66ZM49 191L47 190V192H49ZM45 192H44L43 196L44 195L47 196V194H45ZM61 192H64V191H61ZM73 192H75V191H73ZM155 192H156V190H155ZM107 193H108V191H107ZM120 193H118V195ZM122 193H124V188H123ZM126 193H128V191ZM68 194H70V192L67 193V195ZM62 195H61V197H62ZM118 195H117V197L122 196V194L119 195V196ZM49 196H48V198H49ZM143 196L144 195H142V197ZM68 197H69V195H68ZM128 197H129V194H128ZM140 197H138V198H140ZM43 198L46 199L45 196ZM53 198H50V199H53ZM125 198H126V196H125ZM132 198H134V195L132 196ZM132 198H131V200H133ZM135 198H136V194H135ZM64 199H66V198L64 197ZM74 199H76V197ZM99 199L97 198V200H99ZM128 200H129V198H128ZM142 200L145 201V199H142ZM52 201H54V200H52ZM101 201L106 203V201H104L103 199H100L99 204H101V203H102V205L104 204ZM137 201L139 203L141 202L138 199H137ZM63 202H64V200H63ZM68 202H69V200H68ZM74 202H77V201H74ZM133 202L135 203L134 200H133ZM77 203L79 205L81 204V202L79 203V201ZM116 203H117V201H116ZM134 203L132 205H134ZM142 203H140V204L142 205ZM62 204H65V203H62ZM72 204H74V203H72ZM93 204H94V202H93ZM96 204L97 203H95V205ZM99 204H97V205H99ZM128 204H129V202H128ZM118 205H119V203H118ZM118 205L116 204L114 206V204H111L110 207L106 208V209L109 208V214L110 215L112 214V217L114 218V220H116V221L120 220V222H121L124 219L125 220H130V219L133 220L134 219L135 216H133V214H129L128 211H123V213L116 215V212H118V211H116L115 207H118ZM121 205H122V203H121ZM135 205H136V203H135ZM60 206H62V205H60ZM73 207H74V205H73ZM105 207H104V210H106ZM39 208H40V210L38 211ZM67 208H68L67 211H64V212L69 213L70 210L72 212L73 209H70V206H68ZM74 208H76V207H74ZM82 208H83V210H85L84 207H82ZM142 208H143L142 210L144 211L145 208L144 207H142ZM42 210H44V212ZM104 210H100V214L99 215L101 217H100L99 220H105L104 218H108V217L110 218V215L108 214V212L106 213V212H104ZM64 212H62V213H64ZM74 212L71 214L72 216L74 215ZM85 212H87V211H85ZM98 212H96V213H98ZM130 212L132 213V210ZM79 213L81 214V212H79ZM76 214H77V211H76ZM80 214L78 216H80ZM140 214H139V216H140ZM64 215H66V213ZM71 215H70V217H71ZM89 215H91V214H89ZM75 216L77 217V215H75ZM75 216H73L74 219H76ZM85 216H87V215H85ZM136 216H137V214H136ZM60 217H61V215H60ZM66 217H67V215H66ZM81 217H77V218H81ZM112 217H111V219H112ZM98 218H99V216H98ZM125 220H124V222H125ZM23 221H26L27 223L29 222V224L32 223V227L27 228V226L29 224H27L26 228L23 227L24 226V225H22ZM42 221H43V223L41 224ZM61 221H62V219H61ZM108 221H109L110 224H112L111 222H113V219H112V221L110 219ZM71 222H73V220ZM94 222L93 223L91 222V223L94 224ZM124 222H123V224H124ZM64 223H65V221H64ZM73 223L75 224V222H73ZM102 223H103V221H102ZM61 224H62V222H61ZM76 224H77V221H76ZM107 224H108V222H107ZM78 225H79V223H78ZM46 226H48L50 228L49 231L46 230L48 228ZM70 227H71V225H70ZM73 227L76 228L77 226L75 227V225H74ZM71 228H70V230H71ZM81 228H82V226H81ZM101 229H103V228H101ZM50 231L52 233H49ZM112 231H113V229H112ZM85 232H86V230H85ZM101 232H103V231H101ZM93 233H94L93 235H96L97 232L96 233L93 232ZM25 234L26 235L30 234L32 236L31 237L32 240H31V238L29 239V237H28L30 235H27V237H26ZM103 234L105 235V232ZM107 234H108V236L110 235L109 233H107ZM135 234H133V235H135ZM235 234H236V236H234ZM174 235H178V236H174ZM179 235H180V237H179ZM87 236H89V234ZM173 236L176 239H174ZM133 237H135V236H133ZM137 237H138V235H137ZM105 238H103V239H105ZM172 238L175 241H173ZM128 239H127L126 243L127 242L131 243V242H129ZM56 240H55V242L53 241L54 245L56 243ZM59 240L60 239H58V241ZM62 240H64V239H62ZM73 240H74V238H73ZM24 241H23V243H24ZM75 241H76V237H75ZM16 242H17V244H16ZM63 242L64 241L61 242L62 244L60 243L61 246H59L60 244L58 245L60 248H63L62 247V245L64 244ZM66 242H68V239H66ZM108 242H109V239H108ZM108 242H107V240L104 241V243H103L104 247L101 248L102 252H104V253L97 254L98 255L97 257H99V258L101 257L102 261L104 260V258H105V261H106V258H107V254H105V250H106L105 248H107L109 251L111 249L113 252L116 251V249H117L116 248L115 250H113L112 247L111 248L108 247L107 246ZM192 242L194 243V245H193ZM42 243H41V245H42ZM84 244L85 245L89 244L90 246L92 245V244H90L88 242L84 243ZM155 245L157 246L156 248H155ZM160 245H162V244H160ZM219 245H222L223 248H224L221 255H217L216 253H214L215 249L218 248ZM39 246H37V247H39ZM131 246H129V247H131ZM192 246H191V248H192ZM28 247H27V249H28ZM30 247L32 248L33 246L30 245ZM53 247L55 249H57L56 245L53 246ZM86 247H87V245H86ZM121 247L124 248L126 246L123 245ZM41 248H43V245H42ZM64 248H65V250H67L66 245L64 246ZM64 248H63V250H64ZM178 248H180V247H178ZM33 249H32V251H33L34 256H35V252H34L35 250H33ZM35 249H37V248H35ZM70 249H71V253H72L73 252L72 251V247H70ZM73 249H75V248H73ZM78 249L79 248H76L77 251H78ZM20 250L23 251L22 247L20 248ZM37 250L39 251V249H37ZM91 250H93V249L89 250L90 253H92ZM123 250H125V249H123ZM118 251L119 250H117V253H118ZM176 251H180V249H177ZM193 251L191 253H193ZM58 252H60V251H58ZM67 252H69V250H67ZM75 252H73V253L76 254L77 252L76 253ZM93 252H94V250H93ZM139 252H140V254H139ZM20 253H22V252H20ZM95 253H94V255H95ZM23 254H26V253H23ZM109 254L111 256L113 255L111 253H109ZM21 256H24V255L21 254ZM25 256L27 257L28 254L25 255ZM40 256H38V257H40ZM75 256H77V255H75ZM79 256H80V254H79ZM196 256H198V255H196ZM69 257L70 256H68V258ZM86 257H87V255H86ZM90 257H92V255ZM108 257H110V256H108ZM116 257H118V259H119V256H116ZM116 257L113 255L112 259L114 260V258H116ZM156 257H158V256H156ZM25 258H23V259H25ZM71 258L73 260H70V261H69V259H67V260L69 262H71V261L74 262V258L73 257H71ZM96 259L94 258V260H96ZM112 259H111V262H112ZM151 259H153V260H151ZM26 260L28 261L29 259L26 258ZM26 260H25V262H26ZM81 260H83V259H81ZM107 260H108V258H107ZM109 260H110V258H109ZM193 260L195 261V259H193ZM79 262H81V261H79ZM26 263L28 264V262H26ZM30 263H31V261H30ZM42 263H44V262H42ZM102 263L103 262H101V264ZM53 264H55V263H53ZM74 264H75V262H74ZM112 264H115V263H112Z\"/></svg>","mask_w":264,"mask_h":264}]
</instances>
